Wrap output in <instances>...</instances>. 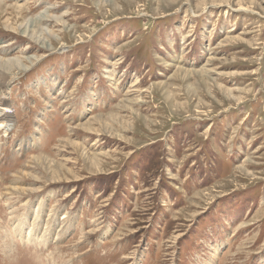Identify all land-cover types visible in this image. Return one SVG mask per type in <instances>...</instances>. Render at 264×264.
Segmentation results:
<instances>
[{
  "label": "rangeland",
  "instance_id": "1",
  "mask_svg": "<svg viewBox=\"0 0 264 264\" xmlns=\"http://www.w3.org/2000/svg\"><path fill=\"white\" fill-rule=\"evenodd\" d=\"M0 59V264H264V0H0Z\"/></svg>",
  "mask_w": 264,
  "mask_h": 264
},
{
  "label": "bare ground",
  "instance_id": "2",
  "mask_svg": "<svg viewBox=\"0 0 264 264\" xmlns=\"http://www.w3.org/2000/svg\"><path fill=\"white\" fill-rule=\"evenodd\" d=\"M20 8V6H19ZM48 10V9H47ZM46 10V11H47ZM50 10V9H49ZM45 11V12H46ZM44 14V13H43ZM47 16V15H46ZM43 17V16H42ZM48 19V18H47ZM42 20L41 16H37L34 18H29L26 21V25L24 27V29L22 30V34L27 36L32 39H35V41H37V43H39L43 48L47 47L48 48V41H47V37H49V31H47L46 29H42L41 27H39L36 22ZM57 20V18H56ZM46 21V20H45ZM38 23V22H37ZM42 23V22H41ZM45 23V22H44ZM43 32V33H42ZM52 36V35H51ZM45 37V38H44ZM40 41V42H39ZM28 59V58H27ZM35 59L32 58L29 61H34ZM21 62V61H20ZM36 62V61H35ZM32 65H34L35 63L33 62H29ZM10 64V66H9ZM30 64V65H31ZM12 67L14 69H19V68H24V65H20V63H18L17 61H5L3 59H0V71L2 72L1 74V78L0 80H3L2 82L0 81V132H2L3 134V138H5L7 141L8 139H10V132L12 131V129L14 128V125H16V122H14L13 120H10V116H12L13 112L11 109H9L8 106V102H9V97H10V92L8 91V87L12 84V82H14L15 80V74H12L10 71L12 70ZM26 67V66H25ZM28 68V67H27ZM27 68L25 70H27ZM11 90V89H10ZM13 117V116H12ZM10 120V121H9ZM13 125V127H12ZM11 127V128H10ZM39 160V159H38ZM7 180V179H5ZM6 183V182H5ZM8 189L6 190V192H8ZM14 190V189H13ZM16 191V190H15ZM18 192V191H17ZM37 211V210H36ZM37 214V213H36ZM35 217V216H34ZM37 217V216H36ZM38 219V218H37ZM28 255V254H26ZM30 255V254H29ZM37 258V257H36ZM35 258V260H37ZM34 260V259H33Z\"/></svg>",
  "mask_w": 264,
  "mask_h": 264
}]
</instances>
